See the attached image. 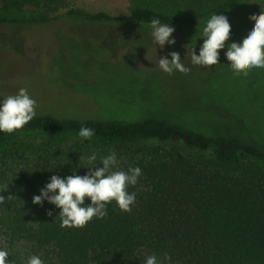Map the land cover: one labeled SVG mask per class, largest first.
<instances>
[{"label": "trees", "instance_id": "16d2710c", "mask_svg": "<svg viewBox=\"0 0 264 264\" xmlns=\"http://www.w3.org/2000/svg\"><path fill=\"white\" fill-rule=\"evenodd\" d=\"M72 1L0 0V9H42L48 16L29 20L37 22L62 14L87 23L149 25L159 18L182 26L240 0H222L193 13L136 6L122 15ZM9 19L0 16V24L18 21ZM81 126L95 134L87 140L77 137ZM147 140L173 142L190 153ZM93 151L97 162L115 152L114 170L141 169L137 183L127 188L136 194L135 203L123 212L113 201L103 218L93 217L83 228H61L55 217L59 209L47 202L34 205L31 198L53 174L70 175L73 168L77 175L87 172L82 166ZM62 163L68 164L48 170ZM0 196L6 198L0 203V232L8 236L12 264H24L30 255L44 264H140L144 256L162 259L164 253L171 258L167 264H264V150L233 134L204 135L155 117L36 114L21 130L0 133ZM19 242L26 243L29 254L14 249Z\"/></svg>", "mask_w": 264, "mask_h": 264}, {"label": "rangeland", "instance_id": "374dc122", "mask_svg": "<svg viewBox=\"0 0 264 264\" xmlns=\"http://www.w3.org/2000/svg\"><path fill=\"white\" fill-rule=\"evenodd\" d=\"M220 1L73 0L72 4L122 15L144 5L193 13ZM255 2L240 0L216 12L228 18L231 41H240L253 25L250 14L260 11ZM0 16L18 20L0 24V96L24 87L37 101L36 114L77 119L155 117L204 135L233 134L264 150V68H252L247 75L233 73L223 54L226 48L219 50L217 65L191 64V37L210 15L191 25L173 26L175 44L157 51L149 25L87 23L62 14L53 20L29 21L48 16L35 8L0 9ZM201 43L198 39L194 46L196 54ZM170 51L180 54L187 73L169 75L159 69L158 58ZM144 143L190 153L169 141ZM7 240V235H0V249L8 250ZM25 245L19 242L14 249L27 254Z\"/></svg>", "mask_w": 264, "mask_h": 264}, {"label": "clouds", "instance_id": "9594fccd", "mask_svg": "<svg viewBox=\"0 0 264 264\" xmlns=\"http://www.w3.org/2000/svg\"><path fill=\"white\" fill-rule=\"evenodd\" d=\"M255 3L259 5L260 11H253L250 14L249 18L254 20V23L238 42L230 40L231 25L228 18L223 14H211L202 30L195 32L191 37V64L205 67L217 65L220 63L219 50L226 48L223 54L233 73L247 75L252 68H264V0H257ZM149 27L151 41L156 46V51L157 47L164 50L166 45L175 44L173 36L175 28L169 23L153 18L149 21ZM198 39L202 40V43L196 54L194 46ZM181 61L178 52L170 51L166 56L158 58V67L169 75L176 71L187 73L189 68ZM36 107L37 101L24 87L19 88L15 94L0 96V133L12 134L21 130L35 117ZM94 134V129L81 126L77 137L87 140ZM97 160L95 151L86 157L87 163L82 167H86L88 171L83 175H77L76 168L71 169L72 174L63 177L58 174L51 175L48 182L39 189V194L32 196L31 203L42 207L43 203L47 202L59 209L55 217L59 218L61 228H83L93 217L103 218L107 214L106 205L113 201L121 211H130V206L135 203L136 194L127 191V188L137 183L141 169L130 167L127 171L114 170L117 167L115 152L99 157V162ZM65 164L68 163L55 164L48 170ZM98 164L101 166L98 167ZM5 199L4 196H0V203ZM47 215L52 216L51 209L47 211ZM170 259L169 255L164 253L162 259L152 254L144 256L142 261L138 260L140 264H167ZM0 264H12L8 250L0 249ZM24 264H44V261L38 255H30Z\"/></svg>", "mask_w": 264, "mask_h": 264}]
</instances>
